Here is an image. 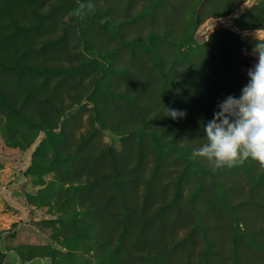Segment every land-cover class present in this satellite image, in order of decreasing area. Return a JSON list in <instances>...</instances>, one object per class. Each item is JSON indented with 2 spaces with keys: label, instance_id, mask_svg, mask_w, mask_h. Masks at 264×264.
<instances>
[{
  "label": "rangeland",
  "instance_id": "obj_1",
  "mask_svg": "<svg viewBox=\"0 0 264 264\" xmlns=\"http://www.w3.org/2000/svg\"><path fill=\"white\" fill-rule=\"evenodd\" d=\"M258 42L264 0H0V264H264V168L192 159Z\"/></svg>",
  "mask_w": 264,
  "mask_h": 264
},
{
  "label": "clouds",
  "instance_id": "obj_2",
  "mask_svg": "<svg viewBox=\"0 0 264 264\" xmlns=\"http://www.w3.org/2000/svg\"><path fill=\"white\" fill-rule=\"evenodd\" d=\"M92 8V3L80 2L73 15L82 21ZM253 53L258 62L248 69L249 80L240 96L229 95L217 104L213 118L204 125L206 143L192 152V159H206L213 173L242 166L249 159L264 168V42H258ZM167 116L183 118L186 111L167 108Z\"/></svg>",
  "mask_w": 264,
  "mask_h": 264
}]
</instances>
